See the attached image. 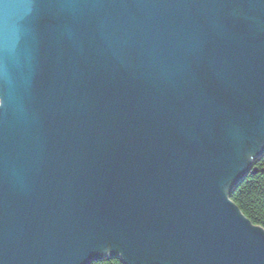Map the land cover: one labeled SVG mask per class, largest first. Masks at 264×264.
Wrapping results in <instances>:
<instances>
[{
	"label": "water",
	"instance_id": "95a60500",
	"mask_svg": "<svg viewBox=\"0 0 264 264\" xmlns=\"http://www.w3.org/2000/svg\"><path fill=\"white\" fill-rule=\"evenodd\" d=\"M263 145L264 0H0V264H264Z\"/></svg>",
	"mask_w": 264,
	"mask_h": 264
},
{
	"label": "trees",
	"instance_id": "16d2710c",
	"mask_svg": "<svg viewBox=\"0 0 264 264\" xmlns=\"http://www.w3.org/2000/svg\"><path fill=\"white\" fill-rule=\"evenodd\" d=\"M256 172L248 174L234 189L230 199L245 217L264 229V155L256 163ZM91 264H124L118 258L94 261Z\"/></svg>",
	"mask_w": 264,
	"mask_h": 264
},
{
	"label": "rangeland",
	"instance_id": "374dc122",
	"mask_svg": "<svg viewBox=\"0 0 264 264\" xmlns=\"http://www.w3.org/2000/svg\"><path fill=\"white\" fill-rule=\"evenodd\" d=\"M263 147H264V145H263ZM250 155L251 154H249L247 157H246V159L248 160V162H249V160H250ZM264 155V149H263V151H262V156ZM261 156V157H262ZM255 157V156H254ZM247 162V164H246V166H245V168H248V171L246 172V174L244 175V173L243 174H241V176L243 175V178L241 179V181L244 179V177H246L248 174H250V173H252V174H254L255 172H256V163H257V160H252V161H250V163H248ZM249 165V166H248ZM261 171L262 172H264V169H261ZM233 182V181H232ZM240 183V181L236 184V185H233V187L231 188V185L233 184V183H231V182H229L227 185H226V187H225V189H224V192H225V194H227V195H229L228 197H229V199H230V195H231V193L234 191V189L236 188V186L238 185ZM231 188V189H230ZM231 200V199H230ZM232 201V200H231ZM233 202V201H232ZM235 204V203H234ZM235 206H237V205H235ZM240 210V209H239ZM241 212V211H240ZM242 213V212H241ZM243 214V213H242ZM244 216V215H243ZM247 218V217H246ZM248 219V218H247ZM249 220V219H248ZM250 221V220H249ZM251 222V221H250ZM252 223V222H251ZM253 224V223H252ZM253 225H255V224H253ZM262 228V227H261ZM263 229V228H262ZM264 230V229H263ZM114 255V254H113ZM113 255H110V257L111 256H113ZM109 258V256H104V257H101L100 259H97V260H94V261H99V260H103V259H108ZM118 258V257H117ZM118 259H120L121 260V258L119 257ZM93 261V262H94ZM122 261V260H121ZM92 263V262H91ZM90 263V264H91Z\"/></svg>",
	"mask_w": 264,
	"mask_h": 264
},
{
	"label": "bare ground",
	"instance_id": "6f19581e",
	"mask_svg": "<svg viewBox=\"0 0 264 264\" xmlns=\"http://www.w3.org/2000/svg\"><path fill=\"white\" fill-rule=\"evenodd\" d=\"M261 156H262V154L260 155V157H258V158L255 159L252 155H250V160H249V161H252V160H253V161H254V160H257V161H258V160L261 158ZM244 178H245V177H244ZM240 182H241V180H240ZM257 226H259V225H257ZM259 227H260V226H259ZM107 256H109V258H117L118 255L115 254V255H113V256H111V257H110V255H107ZM118 258H119V257H118Z\"/></svg>",
	"mask_w": 264,
	"mask_h": 264
}]
</instances>
